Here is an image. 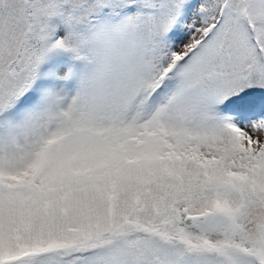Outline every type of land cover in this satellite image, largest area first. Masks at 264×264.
Returning a JSON list of instances; mask_svg holds the SVG:
<instances>
[{
	"label": "snow or ice",
	"instance_id": "1",
	"mask_svg": "<svg viewBox=\"0 0 264 264\" xmlns=\"http://www.w3.org/2000/svg\"><path fill=\"white\" fill-rule=\"evenodd\" d=\"M0 264H264V0H0Z\"/></svg>",
	"mask_w": 264,
	"mask_h": 264
}]
</instances>
